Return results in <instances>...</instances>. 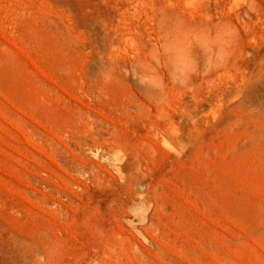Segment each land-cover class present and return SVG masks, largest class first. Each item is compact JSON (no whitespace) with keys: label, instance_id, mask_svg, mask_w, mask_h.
Returning a JSON list of instances; mask_svg holds the SVG:
<instances>
[{"label":"rangeland","instance_id":"rangeland-1","mask_svg":"<svg viewBox=\"0 0 264 264\" xmlns=\"http://www.w3.org/2000/svg\"><path fill=\"white\" fill-rule=\"evenodd\" d=\"M160 7L264 14V0H0V264H34L41 235L58 245L46 264H264V23L194 97L169 85L157 107L131 68ZM101 55L116 70L103 88Z\"/></svg>","mask_w":264,"mask_h":264},{"label":"clouds","instance_id":"clouds-1","mask_svg":"<svg viewBox=\"0 0 264 264\" xmlns=\"http://www.w3.org/2000/svg\"><path fill=\"white\" fill-rule=\"evenodd\" d=\"M155 28L157 42L132 65L131 73L148 90L149 102L157 107L167 104L169 85L194 97L198 85L226 71L233 62L239 33L231 21L212 23L205 18L199 23H192L186 15L169 7H160L155 11ZM196 50L199 51L198 55ZM107 61L105 63V57L100 56L101 68L97 81L102 88L112 83L116 73L109 57ZM162 67L166 79L162 75ZM128 72L126 69L123 73L127 75ZM193 76L201 78L199 84L193 83ZM261 77H264V64L255 79ZM247 111L254 113L259 110L250 107ZM37 239L44 245L42 253L38 248L26 246L34 256V264H46L49 257L57 253L58 245L51 235H41Z\"/></svg>","mask_w":264,"mask_h":264},{"label":"bare ground","instance_id":"bare-ground-1","mask_svg":"<svg viewBox=\"0 0 264 264\" xmlns=\"http://www.w3.org/2000/svg\"><path fill=\"white\" fill-rule=\"evenodd\" d=\"M257 1V0H256ZM254 2V1H253ZM253 2H252V5H253ZM255 6H256V3H255ZM258 6V5H257ZM253 7V6H252ZM252 12H254V7L252 8ZM256 8V7H255ZM250 9V7H249ZM250 9V10H251ZM258 10V9H256ZM261 11V10H259ZM185 13V12H184ZM249 13V12H248ZM258 13H263L262 11L261 12H258ZM247 17L241 15L240 13L237 14V18L239 19V21H236L234 20L233 18H229L227 19L228 21H231V23L236 27V29L238 30V33H239V39L241 40L243 38V35H244V28H249L252 30V32H257L258 33V30H257V24L260 23V22H263L264 23V14H248ZM255 16L257 17V20L255 19ZM228 17V16H227ZM192 20V19H191ZM221 20H225V19H221ZM196 22V21H195ZM251 32V31H250ZM264 45V44H263ZM239 48V47H238ZM237 48V49H238ZM238 51V50H237ZM236 51V52H237ZM241 53V52H240ZM239 53V54H240ZM235 58V56H234ZM251 58V57H250ZM238 60V59H237ZM237 63V62H236ZM234 65V64H233ZM232 65V66H233ZM246 66V65H245ZM245 68V67H244ZM249 68V66H248ZM247 68V69H248ZM260 70V69H259ZM247 71V70H246ZM253 71V70H252ZM258 73V71H257ZM214 75V74H213ZM249 76V75H248ZM247 76V77H248ZM198 77V76H197ZM246 79V78H245ZM244 87V86H243Z\"/></svg>","mask_w":264,"mask_h":264}]
</instances>
